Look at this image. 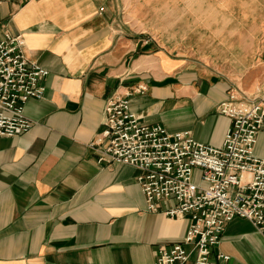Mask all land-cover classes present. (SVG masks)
Returning <instances> with one entry per match:
<instances>
[{
    "label": "crops",
    "instance_id": "0c3cea01",
    "mask_svg": "<svg viewBox=\"0 0 264 264\" xmlns=\"http://www.w3.org/2000/svg\"><path fill=\"white\" fill-rule=\"evenodd\" d=\"M242 3L0 0V38L23 34L25 54L49 70L44 95L25 103L32 126L0 136V264H146L183 241L190 218L150 210L139 169L99 162L91 142L120 94L141 122L221 145L231 119L218 104L264 86V41L220 19ZM148 11H189V30H162ZM255 153L264 157V130ZM214 250L229 255L219 264H264V234L237 215Z\"/></svg>",
    "mask_w": 264,
    "mask_h": 264
},
{
    "label": "built area",
    "instance_id": "2783aa9c",
    "mask_svg": "<svg viewBox=\"0 0 264 264\" xmlns=\"http://www.w3.org/2000/svg\"><path fill=\"white\" fill-rule=\"evenodd\" d=\"M24 45L21 33L6 31L0 38V136L27 131L32 121L25 103L45 93L42 80L49 70L31 60ZM146 89L139 84L135 90ZM218 111L231 121L223 143L214 145L198 141L188 129L141 122L129 96L114 94L106 102L104 127L91 142L98 161L135 166L150 210L190 218L183 241L161 245L157 259L146 264H219L229 255L215 253L214 246L237 215L264 234V157L255 153L264 130V86L255 93L231 90ZM165 200L173 204L163 207Z\"/></svg>",
    "mask_w": 264,
    "mask_h": 264
},
{
    "label": "rangeland",
    "instance_id": "374dc122",
    "mask_svg": "<svg viewBox=\"0 0 264 264\" xmlns=\"http://www.w3.org/2000/svg\"><path fill=\"white\" fill-rule=\"evenodd\" d=\"M146 15L147 19L154 20L155 24L162 27V30L178 36L186 35V31L189 30V19H192L189 18V11H148ZM222 18L228 20L227 24L230 26L239 23L243 27V35L246 34L247 40L252 41L256 38L258 41H264V0L257 5H250V0H243L242 5L236 6L235 9L220 12V19ZM198 34L195 31L192 36L196 37Z\"/></svg>",
    "mask_w": 264,
    "mask_h": 264
}]
</instances>
